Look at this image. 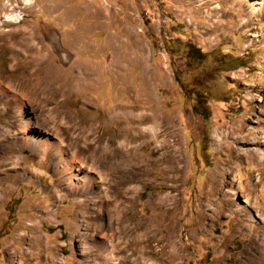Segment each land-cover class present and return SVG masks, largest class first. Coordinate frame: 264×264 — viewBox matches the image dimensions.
<instances>
[{
    "label": "rangeland",
    "instance_id": "rangeland-1",
    "mask_svg": "<svg viewBox=\"0 0 264 264\" xmlns=\"http://www.w3.org/2000/svg\"><path fill=\"white\" fill-rule=\"evenodd\" d=\"M148 98L157 142L103 138L115 103ZM231 148L263 151L264 172V0H0V264L246 261L253 234L206 207L226 198L211 176ZM92 163L99 198L82 191Z\"/></svg>",
    "mask_w": 264,
    "mask_h": 264
},
{
    "label": "bare ground",
    "instance_id": "bare-ground-1",
    "mask_svg": "<svg viewBox=\"0 0 264 264\" xmlns=\"http://www.w3.org/2000/svg\"><path fill=\"white\" fill-rule=\"evenodd\" d=\"M21 1H23L26 4H29L32 0H21ZM251 9L253 10L254 8L251 7ZM6 19H7V21H13L14 20L13 22H15L14 15H11V16L7 15ZM17 23H19V22H17ZM85 69L88 70L87 68H85ZM140 102H142V100ZM143 104H144V106L140 105V107L138 108V107H134L132 105L130 106V105H125V104L115 103L112 106V108H110V111H109L110 116L107 119H105V122H104L105 125H104V129H103V133H102L103 138H104V136H106V134H108V137H109L108 140H109L110 144L115 143V141H117V139L119 140V138L123 139V141H125V142H128V141H130V142L134 141L135 142L138 139H143L144 137H146L148 142H149V139L157 142V140L159 138V135H158L159 134L158 133L159 127H157V126L159 125L158 123H159V119H160L158 111H156L154 114H152V113L148 114V113H144L142 110H139V109H143V110H147V111L150 110V109H148L149 108V106H148L149 98L146 100L144 99ZM146 105L148 106V108H146ZM136 110H139V111L135 112ZM93 115H95V114H93ZM93 115L88 117V119L86 121L93 122L96 119H98L96 115L95 116H93ZM101 122H103V121H101ZM111 122L123 124V126L117 132L113 133L112 135L109 134L110 133L109 127L111 126V125L109 126V124ZM149 122L151 123V125L149 124L148 128L145 127V125ZM28 124L29 123H26V126ZM130 129L133 130V132H130ZM235 129L236 128H233L231 131L229 130L230 132L228 133L227 136H230V137L233 136L235 134ZM144 131H146V132H144ZM221 133L216 132L215 136H213L214 141L219 146L224 144L223 140L226 138V136L222 137L223 134L221 135ZM99 136L101 137V135H99ZM257 139H258V137H256V136H253L252 139L251 138L249 139V137H247V136L240 135V140L242 141V144H244V145H247L250 142L257 143L256 142ZM24 140L27 141L28 139H24ZM27 143H28V141H27ZM32 143L34 145H37L38 149L41 150L43 153L48 152L51 149L52 144H53V142H51L47 138H41L40 142L35 143L34 141H32ZM116 144H117V142H116ZM34 145L31 144L32 148H35ZM111 147H112V150H114L115 152L118 151L116 149H113V145ZM161 148L164 149L163 146H161ZM104 149L102 150L103 155L101 156L103 161H108L109 159L111 161V159H112V161L116 162L117 161L116 158L120 157V156L118 157V155L120 154L119 151L116 153L113 152V154H112L113 156L111 157L108 155V154H111L110 150L104 151ZM120 150H121V148H120ZM122 151H123V149H122ZM176 151H177V149H176ZM124 155H126V154L124 153ZM131 155H133V153ZM135 155L136 154H134V156ZM229 155H230V157H228L225 160V162H227V165L223 162H221V163L219 162L216 165V168L213 171L212 176H211L213 183L216 184L215 187H216L217 191H221V192L224 191V193L226 194V198L222 199V201L216 200V201H213V203H209V204L207 203L206 207H208V209L211 210V212H214L217 214L218 213L222 214V212H221L222 209L220 208L222 203H226V204L230 205L234 210L233 212H235L237 214L238 218H240L237 220L238 224L233 229V233H239L240 234L241 232L246 231L247 234H253V240L249 246V249H247L248 250L247 259H246V261H244L242 263H238V264H264L262 261V257H259V259H258L259 249H261V247L264 246V172L259 168V162L261 161L263 151L261 152L259 150L251 151V150H245V149L240 150V149L231 148V152ZM134 156H132V157H134ZM130 163H131V161H130ZM69 164H70L69 162H66V164L64 165V168L67 169L66 171H68L67 176L64 178L65 182H71V181L73 182V180H75L79 176V174H76L77 170L71 169L69 167ZM119 165L115 166L116 168L114 167L113 172L118 171ZM130 165H132V164H130ZM130 165H128V166H130ZM173 166H174V164H173ZM99 167L95 166L92 163V165L89 168H87L88 171H90L92 173V176H89V174L88 175L85 174L84 179L82 178L84 180V183H83L84 185H82L83 186L82 191H85L84 194H88V195L90 194V195H93V197L97 196L98 198L100 197V195L102 193H104L105 188L103 187V185L100 184L99 187L96 186L97 189L94 190V192H93L92 189H91L92 191H90V186L92 184H94V182L97 180V178L100 180L99 173L101 170L99 171ZM136 167H137V165H136ZM131 168H132V166H131ZM127 169H128V167H127ZM175 170L176 169H174V171ZM256 172H257V174H255ZM216 203H218V204H216ZM220 209H221V211H220ZM252 210L254 211L255 214L252 213L253 212ZM117 211H116V213H118ZM118 214H120V213H118ZM118 214H116V216ZM207 217L208 216H207V213L205 211L199 212L198 221L195 225L197 227V229H198V226L204 225V221ZM255 217L258 218V222L254 221ZM120 220H121V218H120ZM115 222L117 223V221H115ZM256 225H258L259 228L263 229V233H261L260 235L257 234L255 231ZM194 231H196V230L194 229ZM104 243H106V242L104 241L103 244ZM109 247H111L110 252H112L113 251L112 249H114L113 245L112 246L110 245ZM216 264H221V263L217 262Z\"/></svg>",
    "mask_w": 264,
    "mask_h": 264
}]
</instances>
